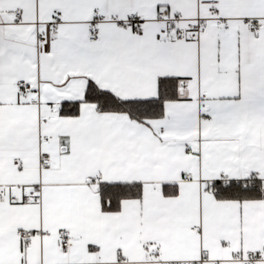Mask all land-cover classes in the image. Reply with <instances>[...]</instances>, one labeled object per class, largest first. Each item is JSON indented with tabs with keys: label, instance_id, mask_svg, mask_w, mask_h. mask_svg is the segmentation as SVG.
Wrapping results in <instances>:
<instances>
[{
	"label": "snow or ice",
	"instance_id": "obj_1",
	"mask_svg": "<svg viewBox=\"0 0 264 264\" xmlns=\"http://www.w3.org/2000/svg\"><path fill=\"white\" fill-rule=\"evenodd\" d=\"M0 264H264V0H0Z\"/></svg>",
	"mask_w": 264,
	"mask_h": 264
}]
</instances>
